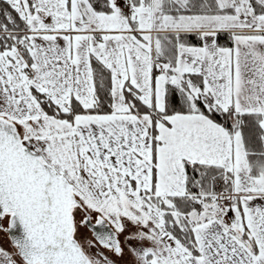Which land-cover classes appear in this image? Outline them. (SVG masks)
Wrapping results in <instances>:
<instances>
[{"label":"snow or ice","instance_id":"snow-or-ice-1","mask_svg":"<svg viewBox=\"0 0 264 264\" xmlns=\"http://www.w3.org/2000/svg\"><path fill=\"white\" fill-rule=\"evenodd\" d=\"M0 264H264V0H0Z\"/></svg>","mask_w":264,"mask_h":264}]
</instances>
